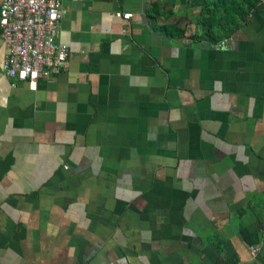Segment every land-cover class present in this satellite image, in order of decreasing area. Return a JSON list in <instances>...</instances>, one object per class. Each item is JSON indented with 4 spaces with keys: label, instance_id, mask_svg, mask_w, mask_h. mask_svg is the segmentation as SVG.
<instances>
[{
    "label": "crops",
    "instance_id": "crops-1",
    "mask_svg": "<svg viewBox=\"0 0 264 264\" xmlns=\"http://www.w3.org/2000/svg\"><path fill=\"white\" fill-rule=\"evenodd\" d=\"M260 2L210 41L186 0H56L33 89L0 39V264L264 261Z\"/></svg>",
    "mask_w": 264,
    "mask_h": 264
},
{
    "label": "built area",
    "instance_id": "built-area-1",
    "mask_svg": "<svg viewBox=\"0 0 264 264\" xmlns=\"http://www.w3.org/2000/svg\"><path fill=\"white\" fill-rule=\"evenodd\" d=\"M59 17L56 0L0 1V39L5 50L1 68L7 77L24 80L33 89L36 79L65 67L66 49L52 36ZM248 250L255 257L257 248L249 246Z\"/></svg>",
    "mask_w": 264,
    "mask_h": 264
},
{
    "label": "trees",
    "instance_id": "trees-1",
    "mask_svg": "<svg viewBox=\"0 0 264 264\" xmlns=\"http://www.w3.org/2000/svg\"><path fill=\"white\" fill-rule=\"evenodd\" d=\"M261 4L260 0H186V6L198 7V12L193 15L192 21L199 25L201 36L210 41H215L222 33L235 28L239 22H245L250 13L258 9ZM163 28L166 32L182 31L173 25ZM254 259L256 261L254 264H264V261L255 257ZM217 261L216 264H219Z\"/></svg>",
    "mask_w": 264,
    "mask_h": 264
}]
</instances>
